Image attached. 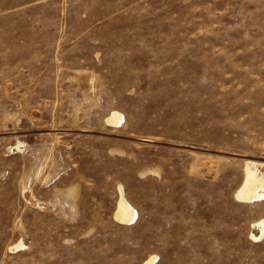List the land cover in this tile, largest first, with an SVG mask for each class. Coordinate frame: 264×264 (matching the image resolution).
<instances>
[{
	"label": "rangeland",
	"instance_id": "obj_1",
	"mask_svg": "<svg viewBox=\"0 0 264 264\" xmlns=\"http://www.w3.org/2000/svg\"><path fill=\"white\" fill-rule=\"evenodd\" d=\"M246 158L264 0H0V264H264Z\"/></svg>",
	"mask_w": 264,
	"mask_h": 264
},
{
	"label": "bare ground",
	"instance_id": "obj_2",
	"mask_svg": "<svg viewBox=\"0 0 264 264\" xmlns=\"http://www.w3.org/2000/svg\"><path fill=\"white\" fill-rule=\"evenodd\" d=\"M120 117L121 114L117 110H113L105 119L109 123H116ZM18 147L16 145V148ZM260 164L261 162H256L251 158L243 160V179L233 192V196L236 200L238 199L237 201H252L261 196L264 190V170L260 168ZM134 214V208L126 199L122 186L119 185V196L112 214L114 220L118 223L126 224L132 221ZM249 235L254 240H260L264 237V217L255 219L250 223ZM23 244V239H19L13 246L19 249L23 247ZM155 260L156 254H149L139 264H154Z\"/></svg>",
	"mask_w": 264,
	"mask_h": 264
}]
</instances>
